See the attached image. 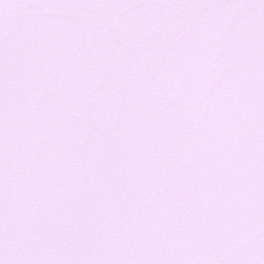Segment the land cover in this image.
Instances as JSON below:
<instances>
[{
	"label": "snow or ice",
	"instance_id": "snow-or-ice-1",
	"mask_svg": "<svg viewBox=\"0 0 264 264\" xmlns=\"http://www.w3.org/2000/svg\"><path fill=\"white\" fill-rule=\"evenodd\" d=\"M0 264H264V0H0Z\"/></svg>",
	"mask_w": 264,
	"mask_h": 264
}]
</instances>
